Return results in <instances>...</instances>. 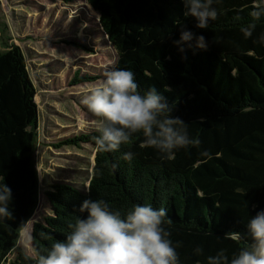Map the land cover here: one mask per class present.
I'll return each mask as SVG.
<instances>
[{
  "label": "trees",
  "instance_id": "1",
  "mask_svg": "<svg viewBox=\"0 0 264 264\" xmlns=\"http://www.w3.org/2000/svg\"><path fill=\"white\" fill-rule=\"evenodd\" d=\"M88 2L118 54L111 116L67 141L97 148L89 186H53L34 256L18 242L39 205L37 89L22 49H0V264H254L264 0Z\"/></svg>",
  "mask_w": 264,
  "mask_h": 264
},
{
  "label": "rangeland",
  "instance_id": "2",
  "mask_svg": "<svg viewBox=\"0 0 264 264\" xmlns=\"http://www.w3.org/2000/svg\"><path fill=\"white\" fill-rule=\"evenodd\" d=\"M12 44L22 49L37 89L39 205L18 242L34 256L33 229L52 214L53 186H89L97 148L87 141H67L106 127L118 54L88 0H0V49L6 51ZM16 256L14 251L9 261ZM254 264H264V236Z\"/></svg>",
  "mask_w": 264,
  "mask_h": 264
}]
</instances>
